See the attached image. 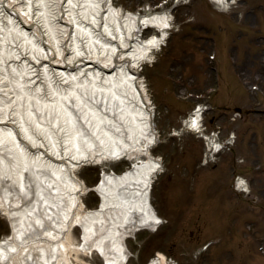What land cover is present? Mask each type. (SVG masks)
<instances>
[{"label":"bare ground","instance_id":"bare-ground-1","mask_svg":"<svg viewBox=\"0 0 264 264\" xmlns=\"http://www.w3.org/2000/svg\"><path fill=\"white\" fill-rule=\"evenodd\" d=\"M67 1L0 0V208L12 228L0 264H87L80 251L128 264L127 240L163 224L151 203L160 135L136 68L166 45L169 14H124L113 0H72L70 12ZM142 26L162 36L142 42ZM124 158L132 166L104 172L101 204L86 210L81 167Z\"/></svg>","mask_w":264,"mask_h":264},{"label":"rangeland","instance_id":"rangeland-1","mask_svg":"<svg viewBox=\"0 0 264 264\" xmlns=\"http://www.w3.org/2000/svg\"><path fill=\"white\" fill-rule=\"evenodd\" d=\"M114 2L125 12L168 10L174 26L154 62L139 69L161 136L152 150L162 173L151 203L163 224L127 240L128 264H150L157 253L178 264H264V0ZM199 104L214 108L206 115L207 132L219 127L225 137L236 134L231 151L206 167L201 136L181 132ZM131 166L126 158L105 161L82 166L78 176L89 190L104 172L121 174ZM101 200L94 190L82 198L86 210L98 209ZM6 217L0 209V238L12 233ZM82 235L74 227L71 238L80 249ZM73 255L105 264L98 253Z\"/></svg>","mask_w":264,"mask_h":264}]
</instances>
